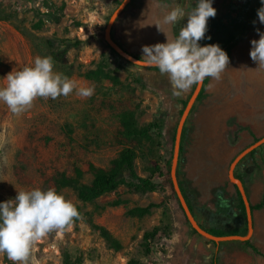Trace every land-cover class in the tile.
Listing matches in <instances>:
<instances>
[{
  "label": "rangeland",
  "instance_id": "374dc122",
  "mask_svg": "<svg viewBox=\"0 0 264 264\" xmlns=\"http://www.w3.org/2000/svg\"><path fill=\"white\" fill-rule=\"evenodd\" d=\"M118 1L0 0V88L6 86V77L11 72L34 66L37 56H51L52 48L48 41L53 43L54 50H59L62 41L90 39V44L77 55L74 50H69L66 65L53 61L54 71L67 76L78 88L95 89L90 98L74 93L55 100L38 98L31 109L21 115L13 114L0 101V203L14 200L19 191L50 189L45 177L67 169L72 161L83 159L95 166L107 167L122 149L114 137L119 129V114L124 111L142 112L138 117L139 126L155 120L163 122L161 147L153 149V153L146 157H138L135 165L141 177L148 176L155 163L166 173V161L173 148L172 135L181 109L173 112V96L163 85L165 82L153 78L160 73L159 70L123 65L117 74L119 82L116 85L105 80L95 82L83 76L95 70L104 59H108L106 70L122 63L103 43L105 25ZM226 2L222 0L224 5ZM197 3L198 0H134L126 8L113 36L127 51L142 59L144 46L166 43L167 39L172 41L176 36L175 28L178 29L176 34L179 33L182 21L166 25L162 23L163 17L177 4L190 9ZM157 22H160L162 32L157 29ZM263 25L258 20L249 40L234 49L232 55L250 56V42L259 40L256 29L264 32ZM246 62L244 59L238 62L229 60L225 71L244 73L257 85L259 81L254 77H264V67ZM137 79L140 81L136 82ZM246 94L253 104H258L259 113L264 115V93L262 96L259 91ZM171 113L176 116L169 127L167 120ZM249 125L243 128L242 135H250L257 140L264 136V122L252 120ZM67 128L72 129V133L65 134ZM154 179L161 185L156 193L135 195L120 187L115 193L106 194L93 203L80 202L71 189L61 190L59 194L76 205L81 218L70 229L54 231L38 241L30 264H62L64 253L72 261L79 259L81 264H126L131 258L142 259L146 264H211L215 245L193 233L176 195L165 182L166 177L155 175ZM90 180L91 176L87 175L85 181ZM117 199L124 201L125 205L112 206L111 203ZM150 203L161 206L140 218L126 214L127 209L146 207ZM164 211L174 227L172 237L160 238L154 243L153 253L143 258V234L159 224ZM88 220L107 229L121 249H110L91 229ZM245 229L243 226L241 234ZM230 243H220V264H254L256 256H249L244 245ZM261 261L263 264L264 259ZM0 264L12 262L6 254H0Z\"/></svg>",
  "mask_w": 264,
  "mask_h": 264
},
{
  "label": "crops",
  "instance_id": "0c3cea01",
  "mask_svg": "<svg viewBox=\"0 0 264 264\" xmlns=\"http://www.w3.org/2000/svg\"><path fill=\"white\" fill-rule=\"evenodd\" d=\"M228 3L229 0L225 5L222 0H212V6L217 10V15L209 18L208 30L205 38L199 42L200 46L212 45L218 35H221L219 38L229 37L227 25L231 20L228 17ZM250 35L251 33L234 49L243 46L249 40ZM233 52L234 50L232 54ZM240 59L247 60L248 65L256 63L250 56L245 58L244 55L242 57L233 55L229 60L238 62ZM250 74L252 77L255 76L254 73ZM153 78L167 83L163 85H166L169 94L173 96V112H178L182 106L181 102L188 98L192 88L177 96L166 75L156 73ZM254 79L259 81L257 85L253 83L252 78L249 81L244 73H227L226 71L222 73L218 81L206 78L204 97L196 104L185 125L177 175L184 198L200 226L222 232L235 230L239 236L246 234V218L244 220L238 207L234 185L228 180V169L233 159L251 145L253 137L242 135L243 128L249 127L252 120L264 122V115L259 113V108L257 109L258 104L256 102L253 104L246 94L259 91L262 96L264 93V87H262L264 77H254ZM175 116V113L168 115L169 127L175 120ZM234 175L243 183L250 208L258 204L264 197V144L257 148L252 156L240 161L235 168ZM251 212L253 234L250 240L259 254L245 246L244 242L234 240L222 242L244 245L249 256L254 254L258 257H255L253 263L262 264L261 260L264 259V208ZM243 226L246 229L241 234L240 230ZM222 242H212L215 245L213 256L217 255L218 264H220L219 248Z\"/></svg>",
  "mask_w": 264,
  "mask_h": 264
},
{
  "label": "clouds",
  "instance_id": "9594fccd",
  "mask_svg": "<svg viewBox=\"0 0 264 264\" xmlns=\"http://www.w3.org/2000/svg\"><path fill=\"white\" fill-rule=\"evenodd\" d=\"M216 15L212 0H198L190 9L177 4L163 17L162 23L176 25L186 19L178 37L142 48L145 65L154 66L166 75L177 96L188 92L193 85L202 84L206 78L220 80L228 68L229 57L219 45L199 44L205 38L209 18ZM257 17L264 24V7L257 10ZM155 25L162 32L160 22ZM256 32L260 38L250 42L249 54L253 62L264 67V32L259 29ZM6 81V86L0 88V101L15 115L31 109L38 98L55 100L73 93L90 98L95 91L94 87L78 88L67 76L55 72L51 56H37L34 66L11 72ZM80 218L76 205L54 189L19 191L14 200L0 203V254H6L12 264H30L38 241L54 231L70 229Z\"/></svg>",
  "mask_w": 264,
  "mask_h": 264
},
{
  "label": "trees",
  "instance_id": "16d2710c",
  "mask_svg": "<svg viewBox=\"0 0 264 264\" xmlns=\"http://www.w3.org/2000/svg\"><path fill=\"white\" fill-rule=\"evenodd\" d=\"M122 0H119L116 4L115 9L121 3ZM134 0L131 1L132 4ZM126 10V9H125ZM125 10L118 16L116 21L114 22L111 29V37L114 41H116L113 36V31L119 25L121 18L124 16ZM175 35L176 34V30ZM90 40V39H89ZM89 40H78L74 41H62L61 49L54 50V45L51 41H48V45L51 50L52 59L58 63L59 65H66V55L69 50H74L76 55L81 52L84 47H87L90 44ZM104 46L109 52L116 58H119L118 55L110 49V47L105 43ZM121 48L127 51L121 44H119ZM131 55V52L127 51ZM136 58L141 59L140 57L134 55ZM120 59V58H119ZM108 59H104L98 63L95 70L86 72L83 76L88 80H92L95 82H100L102 80L108 81L113 85L118 84L117 74L123 69V63H118L114 69H107V61ZM154 70H159L158 68ZM140 80L137 79L136 82ZM206 86V80L203 81L202 89L196 99V103L202 100L204 97V90ZM195 85L192 86V90ZM190 96V95H189ZM188 98L185 101H182L181 110L178 112L179 117L182 114L184 107L186 106ZM193 110V109H192ZM191 110V111H192ZM142 112L136 113L135 111H124L119 114V129L114 137L116 144L122 146V149L118 152L117 156L112 159L107 167H98L95 166L92 162L88 160H77L72 161L70 165H68L67 169H63L62 171H56L51 176H47L45 178L46 182L50 186V189H54L57 193H59L63 189H71L76 198L82 203H93L98 198L103 197L106 194L115 193L120 187H124L126 192L129 194L135 195H146L148 193H156L160 190V183L155 181V175L158 178L166 177L165 182L169 184L172 193H174L171 185V180L169 176V167L171 156L166 161L167 170L166 173L162 172L157 164L149 169V175L146 177H141L136 172L135 161L138 157H146L148 153H153V149L161 147L162 138V121L155 120L146 125L139 126L138 117ZM175 121V120H174ZM177 126V125H176ZM65 134L72 133V129L67 128L64 132ZM175 129L173 131L174 140ZM183 135L181 137V143L183 140ZM67 147V145H64ZM180 146V153H181ZM256 150L252 151L248 156H252V154ZM172 155V154H171ZM179 166V163H178ZM87 175L91 176V180L89 182L85 181V177ZM177 175H178V167H177ZM179 183V187L184 196V192L181 188V184ZM236 190V195L238 198V207L241 211V215L245 220V209L240 194L237 188L234 186ZM175 194V193H174ZM185 197V196H184ZM112 206L125 205L124 201L115 200L111 203ZM188 205V204H187ZM160 204L150 203L146 207H135L131 209H127L126 214L130 217H143L150 214L151 209L159 208ZM125 207V206H124ZM189 207V206H188ZM264 208V197L263 199L256 204L255 206H251V211L260 210ZM181 209V208H180ZM192 212L191 208L189 207ZM79 211V210H78ZM80 212V211H79ZM185 218V217H184ZM187 222V220L185 219ZM92 230H94L98 235L107 243L110 249L118 251L121 249V245L115 240L109 231L102 226L96 225L92 223L90 220L87 221ZM188 223V222H187ZM189 224V223H188ZM202 227V226H201ZM208 233L214 236H225V235H237V231L233 230L228 233L219 231V230H210L202 227ZM173 224L169 217L166 216V212H163V218L159 222L158 225L154 226L150 231H146L142 237V256L143 258H147L153 253L154 243L158 241L160 238L170 239L173 234ZM193 233L198 235L193 229ZM199 236V235H198ZM206 240V239H205ZM209 241V240H207ZM211 242V241H209ZM245 246L249 247L253 250V252L259 254V252L252 246L251 240L243 243ZM62 264H81L79 259L72 261L70 256L66 253L63 254ZM126 264H146L142 259L131 258L127 261ZM211 264H218L217 255L213 256Z\"/></svg>",
  "mask_w": 264,
  "mask_h": 264
},
{
  "label": "water",
  "instance_id": "95a60500",
  "mask_svg": "<svg viewBox=\"0 0 264 264\" xmlns=\"http://www.w3.org/2000/svg\"><path fill=\"white\" fill-rule=\"evenodd\" d=\"M132 0H122L121 3L118 5V7L112 12L110 15L104 29L103 39L104 42L112 49L120 58L121 62L124 65L133 66L136 68H140L143 70L147 69H156L154 66H146L143 59H138L134 55H131L127 51H125L123 48L120 47L119 43L117 41H114L111 37V29L118 18V16L130 5ZM141 60V61H140ZM140 61V62H138ZM202 84L195 85V88L193 89L192 93L190 94V97L187 100L186 106L184 107L182 114L179 117L176 129H175V135L173 140V148H172V155H171V161H170V169H169V176L171 180L172 189L176 195V198L178 200V203L180 205V208L184 214L185 219L189 223L190 227L202 238L209 240L214 243L222 242V241H240V242H246L251 239L253 234V221H252V212L250 208V203L247 198L243 183L240 179L236 178L234 175L235 168L240 163V161L245 158L250 152L253 150H256L261 145L264 144V137L259 139L258 141L254 142L253 144L249 145L245 149H243L230 163L229 169H228V180L230 183H232L238 190L240 197L242 199V202L244 204L245 209V218H246V234L243 236L239 235H231V236H214L207 231H205L195 220L192 212L190 211L187 202L181 192V189L179 187L178 183V177H177V167L179 163V155H180V145H181V136L183 127L185 125V122L189 116V113L201 91Z\"/></svg>",
  "mask_w": 264,
  "mask_h": 264
},
{
  "label": "flooded vegetation",
  "instance_id": "af4514ba",
  "mask_svg": "<svg viewBox=\"0 0 264 264\" xmlns=\"http://www.w3.org/2000/svg\"><path fill=\"white\" fill-rule=\"evenodd\" d=\"M228 4H229V5H227V8L229 10L228 11L229 12L228 17L231 20V22L227 25V30L229 31V37H227V39L223 37L224 38L223 39V38H219V37H221V35H218V38L215 39V41L212 43V45H219V47L227 53V55L230 59L233 56L232 51L234 50V48L239 43L243 42L248 37L249 33L253 32L252 30L256 26V23L258 21L257 10L263 6L261 3V0H229ZM253 21L256 22L255 25L253 24ZM184 23H186V19H185V21H182L181 24L179 25L180 29L184 26ZM175 30H178V29L175 28ZM177 37H178V35L175 36V38H177ZM192 91H191V93H192ZM189 97L190 96H188V98ZM196 104L194 103L192 109L195 108ZM192 111H190L189 116L192 113ZM189 116H188V118H189ZM188 118L185 122V125L188 121ZM185 125L183 127L182 133H184ZM256 141H257V139L253 138V142L251 144H253ZM248 155L246 157H248ZM225 232H228V231H225Z\"/></svg>",
  "mask_w": 264,
  "mask_h": 264
}]
</instances>
